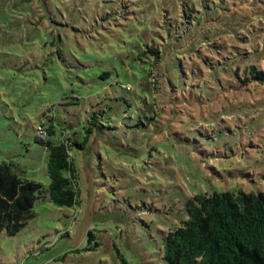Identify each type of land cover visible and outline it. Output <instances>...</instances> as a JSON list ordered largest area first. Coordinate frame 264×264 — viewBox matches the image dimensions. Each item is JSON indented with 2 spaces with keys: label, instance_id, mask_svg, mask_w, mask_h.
<instances>
[{
  "label": "rangeland",
  "instance_id": "1",
  "mask_svg": "<svg viewBox=\"0 0 264 264\" xmlns=\"http://www.w3.org/2000/svg\"><path fill=\"white\" fill-rule=\"evenodd\" d=\"M258 71L264 0H0V163L48 187L43 141L103 122L72 150L77 205L37 198L0 264H163L188 197L263 190Z\"/></svg>",
  "mask_w": 264,
  "mask_h": 264
},
{
  "label": "trees",
  "instance_id": "2",
  "mask_svg": "<svg viewBox=\"0 0 264 264\" xmlns=\"http://www.w3.org/2000/svg\"><path fill=\"white\" fill-rule=\"evenodd\" d=\"M256 77L264 82L262 71ZM88 123L83 141L63 129L59 140L43 139L49 151L48 187L25 178L13 161L0 163V232H19L35 216L34 202L45 192L57 206L77 205L72 150L85 148L94 127L103 126L96 112ZM46 130L52 135L54 124ZM183 209L180 223L164 231L163 264H264V189L196 193L185 200ZM122 263L128 264L124 258Z\"/></svg>",
  "mask_w": 264,
  "mask_h": 264
},
{
  "label": "built area",
  "instance_id": "3",
  "mask_svg": "<svg viewBox=\"0 0 264 264\" xmlns=\"http://www.w3.org/2000/svg\"><path fill=\"white\" fill-rule=\"evenodd\" d=\"M36 136L40 139H46L48 137V133L46 128L43 125H39L36 129Z\"/></svg>",
  "mask_w": 264,
  "mask_h": 264
}]
</instances>
